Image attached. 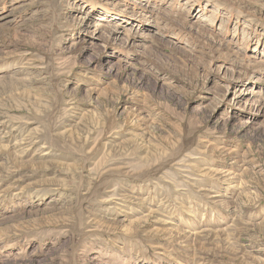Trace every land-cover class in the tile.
I'll return each instance as SVG.
<instances>
[{
	"label": "rangeland",
	"instance_id": "374dc122",
	"mask_svg": "<svg viewBox=\"0 0 264 264\" xmlns=\"http://www.w3.org/2000/svg\"><path fill=\"white\" fill-rule=\"evenodd\" d=\"M0 264H264V0H0Z\"/></svg>",
	"mask_w": 264,
	"mask_h": 264
}]
</instances>
